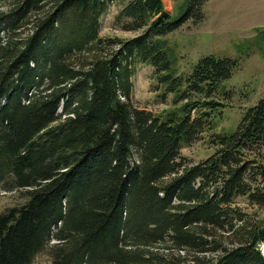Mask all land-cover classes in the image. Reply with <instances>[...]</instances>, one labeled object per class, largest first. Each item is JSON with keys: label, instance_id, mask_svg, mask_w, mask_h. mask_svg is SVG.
I'll use <instances>...</instances> for the list:
<instances>
[{"label": "trees", "instance_id": "1", "mask_svg": "<svg viewBox=\"0 0 264 264\" xmlns=\"http://www.w3.org/2000/svg\"><path fill=\"white\" fill-rule=\"evenodd\" d=\"M205 2L0 0V188L26 198L0 212V264H264V220L235 203L264 207V95L212 130L239 58L178 72L161 39ZM112 4L133 37L100 35ZM137 63L177 109L133 105ZM203 133L212 152L187 162Z\"/></svg>", "mask_w": 264, "mask_h": 264}, {"label": "rangeland", "instance_id": "2", "mask_svg": "<svg viewBox=\"0 0 264 264\" xmlns=\"http://www.w3.org/2000/svg\"><path fill=\"white\" fill-rule=\"evenodd\" d=\"M162 1L164 8L173 15H177L186 2V0ZM117 10L118 5L112 4L103 15L100 35L123 39L133 37L137 32L125 31L114 25ZM203 10V20L193 23L189 19L161 39L168 49L172 67L178 72L188 71L202 55L206 54L239 58V67L222 83V90L225 93L217 94L222 106L221 111L215 115L212 128L229 131L235 127L242 111L264 95V0H206ZM131 81V100L134 106L161 115L177 109L171 102V95H167L164 100L159 96L162 87L156 90L157 82L151 65L137 63ZM212 150L207 133H203L200 139L184 145L181 154L185 156L187 162H197L209 155ZM25 199L18 190L8 191L0 188V212L22 204ZM235 203L248 215L260 221L264 220V207L252 205L241 196L235 199ZM221 239L227 246L229 240L226 236ZM215 253L217 252L208 253L207 256L211 258ZM31 264H50V261L42 252Z\"/></svg>", "mask_w": 264, "mask_h": 264}, {"label": "crops", "instance_id": "3", "mask_svg": "<svg viewBox=\"0 0 264 264\" xmlns=\"http://www.w3.org/2000/svg\"><path fill=\"white\" fill-rule=\"evenodd\" d=\"M249 27H251V26H249ZM255 27V26H254Z\"/></svg>", "mask_w": 264, "mask_h": 264}]
</instances>
